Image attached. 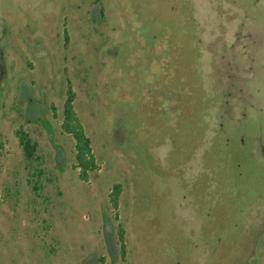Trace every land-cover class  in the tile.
I'll return each instance as SVG.
<instances>
[{
	"label": "rangeland",
	"instance_id": "374dc122",
	"mask_svg": "<svg viewBox=\"0 0 264 264\" xmlns=\"http://www.w3.org/2000/svg\"><path fill=\"white\" fill-rule=\"evenodd\" d=\"M0 264H264V0H0Z\"/></svg>",
	"mask_w": 264,
	"mask_h": 264
},
{
	"label": "trees",
	"instance_id": "16d2710c",
	"mask_svg": "<svg viewBox=\"0 0 264 264\" xmlns=\"http://www.w3.org/2000/svg\"><path fill=\"white\" fill-rule=\"evenodd\" d=\"M63 47L66 48L68 44V34L66 29H63ZM65 99L61 109V124L60 128L62 133L69 135L74 141V156L71 169L77 172V177L83 182H88L89 175L97 170L96 164L91 146L90 139L85 134L84 128L74 111V101L76 94L73 91L69 80H66V92ZM19 145L22 149L24 158L30 161L35 153L36 143L31 141L28 135L21 129L16 131ZM121 190L120 184H114L109 194V203L113 209L114 219L117 220V207L118 196ZM117 239L120 244V254L123 257L125 252L124 244V230L120 224L116 228Z\"/></svg>",
	"mask_w": 264,
	"mask_h": 264
}]
</instances>
